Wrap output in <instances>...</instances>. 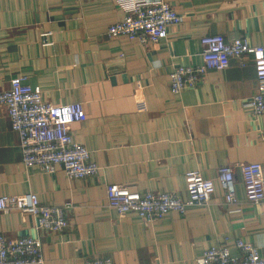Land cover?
Masks as SVG:
<instances>
[{
	"label": "crops",
	"instance_id": "0c3cea01",
	"mask_svg": "<svg viewBox=\"0 0 264 264\" xmlns=\"http://www.w3.org/2000/svg\"><path fill=\"white\" fill-rule=\"evenodd\" d=\"M133 1L0 0V91L24 78L49 104H82L87 120L70 126L73 140L100 168L80 180L61 169L25 168L20 136L0 106V198L33 193L45 206L72 204L63 232L39 230L33 216L7 211L0 212V235L41 240L45 264L97 257L196 264L218 246L238 257L236 240L264 253V204L247 202L240 171L257 163L264 174V115L255 118L248 106L258 90L252 58L244 68L233 60L228 70L209 72L200 87L180 95L169 79L177 66L203 65L205 36L264 47V0H146L167 2L182 18L156 46L107 34ZM222 166L235 168L237 206L225 202L217 180ZM193 171L215 182L209 206L150 224L108 205L109 185L187 199L185 176Z\"/></svg>",
	"mask_w": 264,
	"mask_h": 264
},
{
	"label": "built area",
	"instance_id": "2783aa9c",
	"mask_svg": "<svg viewBox=\"0 0 264 264\" xmlns=\"http://www.w3.org/2000/svg\"><path fill=\"white\" fill-rule=\"evenodd\" d=\"M123 4V2H121ZM182 18L167 2L151 4L135 0L125 9L121 21L111 25L107 34L111 38H127L142 45L156 46L166 40L169 29L179 25ZM202 66H177L170 74V88L180 95L186 90L200 87L211 71H224L238 60L246 67L252 58L256 71L257 93L248 106L253 116L264 115V47L252 46L246 39L228 42L224 36H205L201 39ZM0 106L7 110L11 129L20 136L22 163L27 169L39 168L53 174L61 169L67 178L80 180L95 177L100 168L92 161L91 152L73 140L70 126L87 120L82 104L53 105L47 103L39 89L25 84L24 78L11 80L10 88L0 91ZM247 202L264 204V174L260 164L240 166ZM187 199L171 193H141L120 185L107 187V202L119 216L137 214L144 222L154 224L171 213L185 215L195 207L209 206L216 192L215 182L204 179L197 171L185 176ZM227 205L237 206V178L235 168L222 166L217 178ZM71 203L62 207L45 206L36 194L4 196L0 198V212L19 211L36 220L39 230L60 233L69 227ZM240 255L234 257L229 248L218 246L208 249L196 264H264V253L251 243L236 240ZM0 264H45L43 243L32 237L9 240L0 235ZM83 264H114L110 257L84 258Z\"/></svg>",
	"mask_w": 264,
	"mask_h": 264
}]
</instances>
